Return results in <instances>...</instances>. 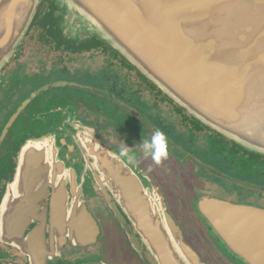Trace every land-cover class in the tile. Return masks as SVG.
Wrapping results in <instances>:
<instances>
[{"label":"water","instance_id":"1","mask_svg":"<svg viewBox=\"0 0 264 264\" xmlns=\"http://www.w3.org/2000/svg\"><path fill=\"white\" fill-rule=\"evenodd\" d=\"M46 1L0 0V93L14 76L5 69L23 54ZM49 1L41 25L54 39L79 50L107 45L194 121L264 157V0ZM57 86L80 84L45 88ZM60 107L46 105L35 115L38 133L19 143L15 183L0 207L3 240L26 264H72L54 258L67 244L94 245L102 234L86 203L88 181L145 261L147 250L156 264H206L137 154L103 146ZM195 206L226 255L264 264V208L207 194Z\"/></svg>","mask_w":264,"mask_h":264},{"label":"flooded vegetation","instance_id":"2","mask_svg":"<svg viewBox=\"0 0 264 264\" xmlns=\"http://www.w3.org/2000/svg\"><path fill=\"white\" fill-rule=\"evenodd\" d=\"M49 3L47 0L40 6L41 14L25 38L23 54L5 69L14 76L0 93V207L9 194V187L15 183L20 141L38 133L35 115L41 114L48 103L61 102L71 106L72 119L102 145L119 149L126 145L129 151L137 154L144 175L162 192L186 243L202 261L206 264H242L218 246L208 225L200 218L195 201L199 195L207 194L264 208V157H253L229 139L194 121L107 45L96 44L79 50L54 39L41 25ZM85 60L89 62L81 64ZM77 72H88L89 78L99 82L82 79ZM62 79L80 86L49 87L31 96L34 88ZM123 91L129 96L128 100L122 97ZM135 98L146 102L154 111L161 110L164 122L141 115L133 105ZM26 99L28 101L23 103ZM156 130L162 131L168 141V157L159 164L143 155L141 144ZM182 136H189V142L195 147L184 150ZM188 155L194 161H190ZM187 164L195 169L185 168ZM182 175L191 176V181H182ZM83 185L88 189L86 203L100 224L101 236L105 230L101 217L96 214L97 207L107 216L126 255L120 251L107 255L101 247L95 252L93 249L99 246L97 242L86 247L67 244L54 259L72 264L96 259L107 264H156L147 250L143 255L148 263L133 252L118 221L107 210L102 195L93 194L87 182ZM50 194L51 186H48L47 200ZM130 230L135 233L132 226ZM45 231H49L48 224ZM3 261L26 264L27 257L5 242L0 234V262Z\"/></svg>","mask_w":264,"mask_h":264},{"label":"rangeland","instance_id":"3","mask_svg":"<svg viewBox=\"0 0 264 264\" xmlns=\"http://www.w3.org/2000/svg\"><path fill=\"white\" fill-rule=\"evenodd\" d=\"M89 61H87V60H85V63H84V61L83 62H81V64H84V65H86V63H88ZM70 65H71V63H70ZM72 74H74V71L72 72ZM77 74H79L78 72H77ZM88 72H81L80 74H79V77L80 78H82V79H85V80H87V81H89V82H92V83H96V82H99L98 81V79H94V78H89L88 77ZM63 80V79H62ZM56 81H61V80H56ZM56 81H53V82H56ZM64 81H67V80H64ZM47 85V84H46ZM44 88H45V84L43 85V86H40V88H34V90H32V91H41V90H44ZM122 93V97L125 99V100H128L129 99V96L127 95H125L126 94V92L125 91H123V92H121ZM120 93V94H121ZM134 100H136L135 101V103L133 104L135 107H137L138 109H139V111H140V114L141 115H143V116H145V117H148V118H150L151 120H153V121H158V122H164V118H163V114H162V112H161V110H157V111H154L151 107H149L148 105H147V103L146 102H144V101H142V100H140V99H138V98H135ZM48 104H57V105H59V106H61L60 108H61V110L63 111V112H65V111H67V113H70L71 112V106L70 105H68V104H64V103H61V102H52V103H48ZM47 104V105H48ZM102 108H104L103 107V105H102ZM72 113V112H71ZM70 113V114H71ZM85 132H87V131H85ZM88 133V132H87ZM90 134V133H89ZM28 136H30V135H28ZM144 136V135H143ZM25 137H27V136H25ZM182 138L184 139L183 140V143H182V146H183V148H184V150H186L187 151V149H188V147H195L193 144L194 143H190L189 142V140H191V138H189V136H182ZM181 142V141H180ZM185 142V143H184ZM101 143V142H100ZM104 146V145H103ZM202 146V144H200V146L199 147H201ZM106 147V146H105ZM108 148H111V147H108ZM129 152H131V151H129ZM197 152L199 153V150H197ZM188 159L190 160V161H194V158L192 157V156H190V155H188ZM188 166V168H191V169H195V168H192V165L191 164H187V165H185V168ZM224 166V165H223ZM187 173V172H186ZM189 173V172H188ZM160 175L161 176H163V173H160ZM163 178H165V177H163ZM180 178H181V180L182 181H186V182H190L191 181V176H187V175H182V176H180ZM87 183H88V181H87ZM88 190V189H87ZM160 192V191H159ZM93 194H96V193H94V192H92ZM162 193V192H161ZM87 194H88V191H87V193H86V197H87ZM165 198V197H164ZM227 201H229V200H227ZM230 202H232V201H230ZM234 203H240V202H234ZM96 210V214H98L100 217H101V222H103V224H104V230H105V233L101 236V237H99V246H97L95 249H93L95 252H96V250L97 249H100V247L101 248H104L105 249V251H106V254L107 255H112L115 251H120L121 253H123L124 255H126L125 254V252H124V250H123V247L121 246V243H120V239H119V236L117 235V233L114 231V229H113V227H112V225L110 224V222L108 221V219H107V216L105 215V214H103V212L101 211V209H99L98 207H97V209H95ZM201 218V217H200ZM202 219V218H201ZM211 234V233H210ZM212 235V234H211ZM129 258V257H128ZM129 260H130V258H129ZM86 261V260H85ZM131 261V260H130ZM133 263V262H132ZM134 264V263H133Z\"/></svg>","mask_w":264,"mask_h":264},{"label":"clouds","instance_id":"4","mask_svg":"<svg viewBox=\"0 0 264 264\" xmlns=\"http://www.w3.org/2000/svg\"><path fill=\"white\" fill-rule=\"evenodd\" d=\"M141 144L143 155L150 156L155 163L159 164L162 160L167 159L168 141L162 131L156 130L149 139H143ZM121 156H129V147L126 145L121 149Z\"/></svg>","mask_w":264,"mask_h":264}]
</instances>
